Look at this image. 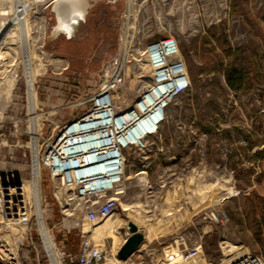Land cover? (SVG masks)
<instances>
[{
  "label": "built area",
  "instance_id": "1",
  "mask_svg": "<svg viewBox=\"0 0 264 264\" xmlns=\"http://www.w3.org/2000/svg\"><path fill=\"white\" fill-rule=\"evenodd\" d=\"M53 1L0 0V90L5 77L11 76L14 81L9 96L19 93L26 99L25 118L12 122L9 132L14 138L12 143H8L3 130L6 122L0 116V161L7 158L2 154L3 143L9 150L10 147L21 149L22 156L25 150L28 154L25 177H18V170L0 173V263L210 264L204 257L203 236L214 225L226 227L229 216L222 206L239 193L223 179L232 173L228 163L234 158L241 165H252L253 174L261 171L259 158L248 162L244 155L247 135L251 134L257 115L264 112V65H257L253 71L247 68L251 87L232 89L224 77V67L230 61L224 58L221 76L226 88L225 100L205 120L207 129L202 131L194 102L180 99L193 92V78L178 40L171 34L161 36L157 22L154 27L143 18L149 16L147 3L156 15L155 7L160 0H123L120 51L111 64L103 67L101 83L90 96V107L62 125L52 121L43 128L40 123L35 135L28 127V97H34L36 90L34 76L29 88L27 66L34 65L31 54L34 56L37 6L42 2L44 7H50ZM215 1L218 8L215 10H219L215 14L223 11L225 15L229 11L228 0ZM141 30H146L145 34H140ZM130 76L131 81L140 82L137 88L132 84L126 87ZM216 76L213 70L200 69L195 78L202 87ZM210 94L208 89L203 92L206 97ZM251 96L258 109L250 108ZM82 102L84 99L73 105ZM10 104V101L6 103L0 114ZM172 108L177 112L189 110L186 120L174 117ZM172 119L173 130L168 132L164 124ZM208 141L217 150V160L222 164L211 166ZM7 155L10 160L17 159L10 151ZM178 160L184 163L177 167ZM136 164L140 169L126 173L127 168ZM36 166L38 204L34 193L30 194L20 181L31 180ZM151 170H155L160 180L157 189L150 188ZM44 171L49 177V193L43 189ZM167 172L171 178L165 180L163 176ZM140 173L148 182L145 190L152 196L150 202L156 204L159 200L164 206L161 215L143 220L145 227L125 218L121 212L129 207L123 202L131 175ZM215 177L222 183L212 181ZM49 198L57 203L65 232L74 230L77 241L68 243V248L55 238L56 223H50L48 217ZM106 221L107 227L96 228ZM129 221L136 224L142 240L130 254L119 258L117 252L131 234ZM185 222L192 227L189 234L179 230V225ZM200 222L205 223V228L199 234L195 225ZM168 225L176 227L167 228ZM227 245L222 251V264H264L262 255L250 252L240 242L230 243L231 256L227 260ZM172 246L176 253L168 255Z\"/></svg>",
  "mask_w": 264,
  "mask_h": 264
},
{
  "label": "rangeland",
  "instance_id": "2",
  "mask_svg": "<svg viewBox=\"0 0 264 264\" xmlns=\"http://www.w3.org/2000/svg\"><path fill=\"white\" fill-rule=\"evenodd\" d=\"M92 6L88 9L85 19L80 23L76 31L70 37L60 33L55 38L51 37V27L55 24V18L50 7H44V3L37 6L38 14H34V106L38 125L43 123V128L52 121L60 125L64 124L74 114L78 115L86 111L90 105V96L98 88L102 79V69L106 64H111L120 51V12L124 6L123 0H90ZM215 0H160L159 6L155 7L153 15L149 2L145 6L149 16L146 23L155 27L157 22L161 29V36L173 35L177 40L180 51L185 59L188 71L193 78V92L187 97L180 98L182 101H193L195 113L200 119L199 126L205 130V120L213 116L220 104L225 100V85L222 79L223 60L228 58V50L238 49L235 66H239V55L253 71L257 65H264V0H228L229 11L226 14H215ZM227 9V10H228ZM140 19L139 16H136ZM142 18V19H143ZM45 32V33H44ZM141 30L140 34H145ZM229 60V59H228ZM201 62L198 65L196 62ZM213 70L216 78L210 84L200 87L195 78L199 70ZM248 71V69H247ZM264 72V66H262ZM260 77V74H257ZM264 80V78H262ZM139 81H131V76L126 80V87L131 84L138 87ZM247 86L251 87L252 80H248ZM205 89L211 90L210 96L203 95ZM132 98V96H131ZM84 99L79 105H73ZM130 97L127 98L129 100ZM254 97L250 100L252 110L258 109L254 105ZM24 95L12 94L8 96L6 112L0 114L6 122L3 126L8 143H12L13 121L25 118ZM264 105V102H262ZM12 107V109H10ZM16 109H15V107ZM35 107V108H36ZM264 107V106H262ZM57 109V111H56ZM74 111V112H73ZM173 116L180 120H186L189 110L177 112L172 108ZM247 135V150L244 155L246 161L259 158L261 171L253 174L252 165H241L234 158L228 163L232 171L225 175L229 187L239 190V193L223 204V209L229 216L226 227L214 225L212 231L203 236L202 249L207 263L220 264L224 260L222 251L225 245L229 246L226 257L231 256L230 243H243L250 252L258 253L264 257V112L259 113ZM172 120L164 124V128L173 130ZM207 129V127H206ZM4 144V143H3ZM1 146L2 154L7 158L0 161V173L7 170H18V177L27 175L28 154L21 155V149L16 147ZM208 153L212 158L211 166L214 167L222 162L217 160V150L207 142ZM7 151L17 159H8ZM128 153V152H124ZM177 167L184 160L177 161ZM127 168V167H126ZM175 168L174 166L171 167ZM140 169L134 165L126 169V173H135ZM155 170L149 171L148 181L151 189L159 188V178ZM158 171V170H157ZM142 174L131 175L129 189L124 205L129 209L121 210L122 215L145 227L143 220L149 217L159 216L164 211L161 203L150 202L152 196L144 188H141L139 177ZM168 172L163 176L165 180L171 178ZM191 179V178H190ZM221 180L215 177L212 181ZM222 183V181H219ZM148 185V182H147ZM149 186V185H148ZM43 189L49 193L50 182L46 171L43 172ZM50 199L51 210L49 222L56 223L55 238L62 241L68 248V243H74L77 238L74 230L65 232L61 219V213L54 200ZM154 199V197H153ZM146 221V220H145ZM167 228L176 226L168 225ZM199 234L205 228V223L195 225ZM173 228V229H174ZM191 226L187 222L179 225V230L189 234ZM65 235V236H64ZM66 239V240H65ZM222 241H226L223 243ZM173 247V246H172ZM176 253L174 247L168 252ZM228 257V259L230 258ZM73 264V263H69Z\"/></svg>",
  "mask_w": 264,
  "mask_h": 264
},
{
  "label": "bare ground",
  "instance_id": "3",
  "mask_svg": "<svg viewBox=\"0 0 264 264\" xmlns=\"http://www.w3.org/2000/svg\"><path fill=\"white\" fill-rule=\"evenodd\" d=\"M35 1V0H34ZM23 5L25 4V2L23 1L22 2ZM68 7H69V10L71 13L75 14L76 16L78 15H82L85 10L87 9V6H88V0H68ZM26 6V4H25ZM60 25H64V28L66 29H69V24L67 22H65L64 20H61L60 22ZM33 58L34 56L31 54V61L33 62ZM28 60V64H29V59L27 58ZM33 65V64H32ZM31 64L28 67V85H29V88L32 87V83H33V76H34V73L37 71V65H33L32 66ZM13 78L11 76H7L5 77V79L2 81V88L0 90V111L1 109L4 108V106L6 105L7 103V100H8V96H9V91H10V86L11 84L13 83ZM28 100H29V105L30 103H32V106H29V111L32 110L33 114H34V125H33V129H31V125H32V120H31V116H30V122H29V130L30 131H34V134L37 135L38 134V124L36 122L38 116H37V113L35 111V101H34V97L33 95L32 96H29L28 97ZM20 181L22 182L24 188L30 193V194H33L34 193V201L36 202V204H38L39 200V194H40V191H39V172H38V166L34 167V177L31 179V180H28V179H20ZM139 181H140V185L142 186L141 188H144L146 189L147 188V182H146V178L141 176L139 177ZM229 193L233 192L232 190L231 191H228ZM129 209V207H124L123 210H127ZM135 221V220H134ZM109 224L106 222L104 223H100V225L96 228H104V227H107ZM173 253H171L170 255H172ZM230 259V258H229ZM228 257H227V260H229ZM211 264V263H210ZM212 264H218V263H212ZM222 264V262L220 263Z\"/></svg>",
  "mask_w": 264,
  "mask_h": 264
},
{
  "label": "water",
  "instance_id": "4",
  "mask_svg": "<svg viewBox=\"0 0 264 264\" xmlns=\"http://www.w3.org/2000/svg\"><path fill=\"white\" fill-rule=\"evenodd\" d=\"M94 1V0H93ZM115 1V0H112ZM68 0H54L50 6V11L55 18V24L51 27V37L55 38L58 34L62 33L66 37H70L74 34L81 22L84 21L85 15L88 9L92 6L90 0H88V6L85 12L80 16H76L71 13L68 7ZM61 20H64L69 24V29L64 28V25H60ZM129 231L131 234L126 238L117 252L119 258H124L130 254L142 240V233L137 230L136 224L132 221L128 222ZM1 264V263H0ZM102 264H114L113 262H105Z\"/></svg>",
  "mask_w": 264,
  "mask_h": 264
},
{
  "label": "crops",
  "instance_id": "5",
  "mask_svg": "<svg viewBox=\"0 0 264 264\" xmlns=\"http://www.w3.org/2000/svg\"><path fill=\"white\" fill-rule=\"evenodd\" d=\"M233 1H235V2L237 1L238 2L239 0H233ZM237 52H240V50H238V49L228 50V59H229L230 62H229L228 65H226V67H224L225 82H226V73H227V71L230 72L232 69H237L243 75V79H242V82L240 84L239 89L240 90H246V89L249 88V86H247V83H246L249 80V75H248V71H247L248 67H247L246 63L244 61H242V58H241L240 55H239V58H238L239 66L236 67L235 64L232 63V62H235L236 57L238 56ZM232 89H234V88H232ZM34 97H35V95H34ZM30 106H32V103H30ZM30 116H31V120H32L31 121L32 122L31 129H33L34 114H33L32 110H30ZM76 116H77V114H76Z\"/></svg>",
  "mask_w": 264,
  "mask_h": 264
},
{
  "label": "trees",
  "instance_id": "6",
  "mask_svg": "<svg viewBox=\"0 0 264 264\" xmlns=\"http://www.w3.org/2000/svg\"><path fill=\"white\" fill-rule=\"evenodd\" d=\"M242 79L243 75L237 69H232L230 72L227 71L226 73V83L231 88L239 89Z\"/></svg>",
  "mask_w": 264,
  "mask_h": 264
}]
</instances>
